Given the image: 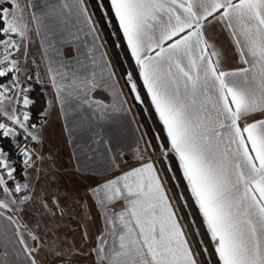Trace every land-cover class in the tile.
Segmentation results:
<instances>
[{
    "label": "snow or ice",
    "instance_id": "6c2138e0",
    "mask_svg": "<svg viewBox=\"0 0 264 264\" xmlns=\"http://www.w3.org/2000/svg\"><path fill=\"white\" fill-rule=\"evenodd\" d=\"M97 12L122 42L129 96L144 104L146 90L162 126L131 157L119 131L131 109ZM34 84L50 87L35 120ZM53 115L72 118L64 130L89 181L83 198L47 167ZM5 141L23 167L0 143V264H206L205 254L264 264V0H0ZM177 171L190 193L179 200L194 202L199 222L167 194L168 173L181 187Z\"/></svg>",
    "mask_w": 264,
    "mask_h": 264
},
{
    "label": "crops",
    "instance_id": "0c3cea01",
    "mask_svg": "<svg viewBox=\"0 0 264 264\" xmlns=\"http://www.w3.org/2000/svg\"><path fill=\"white\" fill-rule=\"evenodd\" d=\"M86 3H88V0H86ZM89 10H90V12H92L91 8ZM211 34H213V33L210 32V35ZM215 36L217 37V39L219 40V42L221 44H224L225 46L228 45L229 42L226 39V34H221L217 30V32L215 33ZM101 41L104 42V51L107 53V59L109 61H111V65H112L113 69L116 70L117 79L119 80L118 86L121 89H123L124 94H125V98L128 100L127 106L131 109V112L127 116L122 115L120 117V122H119V131L122 135L123 142L126 146L125 154L127 156H129V155H132V152L137 147L136 141L140 137L144 138L143 130L139 124L135 108H134L132 102L130 101V98L128 97L127 87H125V83H124V81H123V79H122V77L118 71V68H117V66H116V64H115V62L111 56L110 49L106 45V43L102 37V34H101ZM42 86H43V89L46 93L47 99H49L50 98V95H49L50 87L47 84H43ZM46 107H47V105H46ZM50 121H51L50 125L46 126V131L44 133V146H43V148H45L44 151L46 152L48 149L49 150L54 149L56 151L59 149L61 151V153H63V156H61V157H63L62 164L64 166H66V169H65L66 173L64 175L67 176V179L65 181H69V182L72 181L73 182L72 185L67 184V186H65L64 188H60V189L62 192L67 191L68 194L72 197L83 198L85 195V192L88 188V185H89L88 182L89 181L85 178V176H81V175L77 174V172L75 171L76 159H75V156L73 155V153L75 152L76 155H80V152H79V149L76 148L74 146V144L71 142L74 137L69 136L67 131L64 130L65 124H67L69 128L74 127V125L72 123V118L69 117L68 121H65L62 116L58 119L55 115H53L50 117ZM47 140L51 141L50 142L51 144L50 143L47 144L46 143ZM76 143H81V141L77 140ZM143 145H144V139L140 141L139 146L141 149L144 147ZM81 161H83V156H81ZM47 164L54 165L55 163H52L51 161H49ZM85 175H87V174H85ZM74 183H76V184H74ZM77 186L78 187L81 186V187L78 188ZM164 187H165V185H164ZM165 189H166V187H165ZM167 194H168L169 198L171 199L170 193L168 191H167ZM72 207H73V205H72ZM173 207L175 208L174 203H173ZM69 214L73 215L74 213L70 212ZM97 224H101V223H97Z\"/></svg>",
    "mask_w": 264,
    "mask_h": 264
},
{
    "label": "trees",
    "instance_id": "16d2710c",
    "mask_svg": "<svg viewBox=\"0 0 264 264\" xmlns=\"http://www.w3.org/2000/svg\"><path fill=\"white\" fill-rule=\"evenodd\" d=\"M88 3L94 4L95 0H88ZM90 8H91L92 12L95 11L94 8H92V7H90ZM94 18L96 20H99L98 27L102 28V35H103L104 39L107 41V44L110 48V51L112 52L111 54L113 55V57L115 59V64L118 68L119 73H120L121 77H123L124 70L126 68H128V61L125 59L124 49L122 47L116 46L117 44L122 43V42L120 40H118L116 36L112 35L113 28L105 26V21L100 18V15L98 12L94 16ZM123 81H124V79H123ZM30 96H31V98H33L35 100V106L34 107L30 106L31 107V115H32L33 119L35 120V118L39 115V113L44 111V109L46 108V105H47L46 104L47 96H46V93L43 89L42 84H34L33 90L30 93ZM144 100H145L144 104H140L138 102H135L133 99L131 101H132V104L135 108L139 124L142 127V130L146 136V139L148 140L149 138H152L155 135L160 134L159 129L162 126L160 125L158 116L155 114L154 108H152L150 106V98H148L146 96V90L144 92ZM37 123H39V122L37 121ZM8 141H11V138H8ZM0 143H2V146L7 151L10 152L13 160L16 161L17 165L19 167H23V165L21 163L22 157L19 156V154L15 152V148H14L13 144L9 143L7 141L0 142ZM153 143H157V141L153 140ZM158 167H159V165H158ZM176 175L178 177H181V179L179 180L181 187H177V181L172 180L170 178L171 173L167 174L168 183H166V184L169 188L170 195L172 196V198L173 197L177 198L176 200H173V202L176 205V207L179 204V206L181 208V210H180V212H178V214L179 215H185L189 222L193 219H195L197 222H199V220L202 218L197 215L198 209L195 208L194 202L190 201L193 204V207L184 208L183 207L184 201L179 200V196L181 193H184L185 196H190V193L185 191L186 182H184L182 180V174L179 171H177ZM162 177L165 178L164 174H162ZM189 213H192V215L189 216L188 215ZM182 222L184 223V221H182ZM190 227H192L191 224H190ZM186 231L188 232L189 228H186ZM203 259L206 261V264H215V261L217 258L214 256H210L208 254H205Z\"/></svg>",
    "mask_w": 264,
    "mask_h": 264
},
{
    "label": "rangeland",
    "instance_id": "374dc122",
    "mask_svg": "<svg viewBox=\"0 0 264 264\" xmlns=\"http://www.w3.org/2000/svg\"><path fill=\"white\" fill-rule=\"evenodd\" d=\"M102 34V33H101ZM102 37H103V35H102ZM103 39H104V37H103ZM104 41H105V43H106V45L108 46V44H107V41L104 39ZM109 47V46H108ZM110 49V48H109ZM110 53H112L111 51H110ZM111 56H112V58H113V60H114V62H115V59H114V57H113V55L111 54ZM127 91H128V89H127ZM128 97L130 98V101L132 100V97L131 96H129V94H128ZM132 102V101H131ZM143 136H144V140H147L146 139V136H145V134H144V132H143ZM51 141H49V140H47L46 141V143L47 144H49ZM51 144V143H50ZM144 146V145H143ZM44 149L45 148H43V151H44ZM49 150V149H48ZM44 151V153H45V155L46 156H51V157H53L54 159H55V164L54 165H50V164H47V167H49V168H51L52 169V173H53V176L55 177V180L53 181V183H54V185L56 184V183H58L59 184V187L60 188H64L65 186H67V184H73V182L71 181V182H69V181H65L66 179H67V176L66 175H64L65 173H66V166H64L63 164H62V162H63V157H61V156H63V153H61V151L58 149V150H54V149H52V150H49V151ZM62 150V149H61ZM129 157H131V155H129ZM153 159H155V156L153 157ZM56 165V166H55ZM157 167H158V165H157ZM159 168V167H158ZM89 183V182H88ZM74 184H76V183H74ZM78 187V186H77ZM81 186H79L78 188H80ZM165 187H166V189H167V191L170 193V191H169V188H168V186H167V184H165ZM170 197L172 198V196L170 195ZM78 198H80V197H78ZM174 203V202H173ZM175 205V204H174ZM76 206L75 205H73V208H75ZM175 207H176V205H175ZM69 215H71V214H69ZM179 215V214H178ZM181 223L183 224V222L181 221ZM65 225H66V228H65V230H67V227H72V228H75L76 227V225H75V223L74 222H69L68 221V219H67V217L65 218ZM99 227H101V224H95L94 225V228H93V232H95V229L96 228H99ZM185 232L187 233V231H186V228H185ZM75 236V238H76V242H77V245H79V243H80V236H79V232L77 231V232H75V233H73V232H69V237L71 238L72 236ZM50 261L52 260V258L51 257H49L48 258ZM77 260H79L80 261V264H88V259L89 258H86V257H77L76 258Z\"/></svg>",
    "mask_w": 264,
    "mask_h": 264
},
{
    "label": "built area",
    "instance_id": "2783aa9c",
    "mask_svg": "<svg viewBox=\"0 0 264 264\" xmlns=\"http://www.w3.org/2000/svg\"><path fill=\"white\" fill-rule=\"evenodd\" d=\"M30 98H31V96H30ZM32 143H35V142H32ZM30 147H31V145H29Z\"/></svg>",
    "mask_w": 264,
    "mask_h": 264
}]
</instances>
